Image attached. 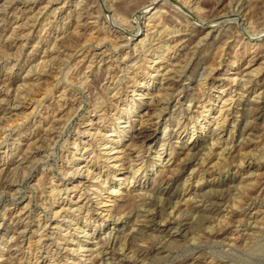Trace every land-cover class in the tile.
<instances>
[{"label":"rangeland","instance_id":"374dc122","mask_svg":"<svg viewBox=\"0 0 264 264\" xmlns=\"http://www.w3.org/2000/svg\"><path fill=\"white\" fill-rule=\"evenodd\" d=\"M152 1L0 0V264H264V0Z\"/></svg>","mask_w":264,"mask_h":264},{"label":"bare ground","instance_id":"6f19581e","mask_svg":"<svg viewBox=\"0 0 264 264\" xmlns=\"http://www.w3.org/2000/svg\"><path fill=\"white\" fill-rule=\"evenodd\" d=\"M178 1H179V0H178ZM178 1L174 0V3H175V4H176V3H179ZM156 2H157L156 0H153V1L150 2L148 5L144 6L142 9L139 7L140 10H141L140 13H142V11L144 12L145 9H148V8L150 9L154 4H156ZM81 3H82V2H81ZM179 4H180V3H179ZM181 5H182V4H181ZM158 8H159V7H158ZM171 8H172V7H171ZM185 8H186V7H185ZM175 9H176V8H175ZM179 9H180V8H179ZM187 9H188V8H187ZM161 10H162V9H161ZM170 10H171V9H170ZM182 10H183V8H182ZM179 11H180V10H179ZM156 12H157V11H156ZM156 12L153 13V14H154L153 16H155ZM172 14H173V13H172ZM181 14H182V13H181ZM192 15H193V14H192ZM192 15H191V16H192ZM156 17H157V16H156ZM192 17H193V16H192ZM203 17H204V16H203ZM216 17H217V16H216ZM109 18H110V17H109ZM97 19H98V18H97ZM232 19L235 20V22H236L238 25L240 24V19H239V17H233ZM137 20H138V22H140V25L143 23V22H141L142 19H141L140 16L137 17ZM110 22H111V21H110ZM42 23H43V22H42ZM110 24H111V23H110ZM158 24H159V23H158ZM237 24H236V25H237ZM113 25H115V23H114ZM116 27H117V26H116ZM155 27H156V26H155ZM117 28H118V27H117ZM120 28H121V27H120ZM138 28H139V27H138ZM141 28H142V25H141V27H140L139 29H141ZM202 29H203V28H202ZM116 30H117V29H116ZM206 32L209 33V31H206ZM141 33H142V32H141ZM183 33H184V32H183ZM262 33H264V32H262ZM238 34H239V33H238ZM122 35H123V34H122ZM140 35H141V34H137V36H133V35L130 36V35L128 34V36L124 39V40H125V43H126V44H131V43H132L135 39H137ZM123 36H124V35H123ZM256 36H257V35H256ZM207 37H208V36H207ZM257 37H258V36H257ZM58 38H59V37H58ZM204 38H205V37H204ZM198 39H199V38H198ZM200 39H201V38H200ZM200 39H199V40H200ZM205 39H206V38H205ZM254 39H255V38H254ZM6 40H7V39H6ZM174 40H175V39H174ZM202 40H203V37H202ZM202 40H201L200 42H202ZM251 40H252V39H251ZM144 41H145V40H144ZM196 41H197V40H196ZM204 41H205V40H204ZM142 42H143V41H142ZM168 44H169V43H168ZM198 44H199V43H198ZM174 45H175V44H174ZM199 45H200V44H199ZM169 46H171V44H170ZM171 47H172V46H171ZM171 47H168V48H170V50H171ZM168 48H167V49H168ZM134 53H135V52H134ZM103 54H104V53H103ZM100 56H101V55H100ZM162 57H163V56H162ZM115 59H116V58H115ZM185 63H186V62H185ZM188 63H189V62H188ZM91 65H92V64H91ZM203 65H204V64H203ZM183 67H184V66H183ZM185 67H187V65H185ZM211 70H212V69H211ZM183 71H185V70H183ZM208 71H209V70H208ZM157 72H158V71H157ZM206 72H207V71H206ZM206 72H205V73H206ZM209 72H210V71H209ZM209 72H208V73H209ZM177 73H178V71H177ZM156 74H157V73H156ZM184 74H185V73H184ZM205 75H207V74H205ZM205 75L203 76V78H204V77H205V78L207 77V76H205ZM208 75H210V74H208ZM190 76H191V75H190ZM176 77H177V76H176ZM211 77H212V76H211ZM199 78H200V77H199ZM172 80H173V79H172ZM182 80H183V79H182ZM234 80H235V78H234ZM203 81H204V80H203ZM208 81H209V80H208ZM213 82H214V81H213ZM83 83H84V82H83ZM180 83H182V82H180ZM201 83H202V82H201ZM26 85H27V84H26ZM176 85H177V84H176ZM181 85H182V84H181ZM202 85H203V84H202ZM177 90H178V89H177ZM47 92H48V91H47ZM143 93H144V92H143ZM168 93H169V92H168ZM146 94H147V93H146ZM162 95H163V93H162ZM167 95H168V94H167ZM111 96H112V95H111ZM24 97H25V96H24ZM164 98H165V97H164ZM164 98H163V99H164ZM230 98H231V97H230ZM159 99H160V98H159ZM163 99H162V100H163ZM231 99H232V98H231ZM238 99H239V98H238ZM238 99H237V100H238ZM166 100H168V99H166ZM227 100H228V99H227ZM25 101H26V100H25ZM168 101H169V100H168ZM190 101H191V100H190ZM165 102H167V101H165ZM177 102H178V101H177ZM226 102H227V101H226ZM235 102H236V101H235ZM167 103H168V102H167ZM157 104H158V103H157ZM261 104H263V103H261ZM261 104H260V105H261ZM17 105H18V103H17ZM64 105H65V104H64ZM188 105H189V104H188ZM157 107H158V106H157ZM203 108H204V106H203ZM162 109H163V108H162ZM162 109H161V110H162ZM165 109H166V108H165ZM187 109H188V108H187ZM159 110H160V109H159ZM179 110H180V109H179ZM203 110H204V109H203ZM206 110H207V109H206ZM207 111H208V110H207ZM180 112H181V111H180ZM184 112H185V111H184ZM181 113H182V112H181ZM181 113H180V114H181ZM244 113H245V112H244ZM244 113H243V114H244ZM142 114H143V115H142ZM142 114H141V116H142L141 121L144 123V122H146V119H147V118H145V115H146V114H144V113H142ZM148 114H149V113H148ZM159 114H160V113H159ZM183 114H184V113H183ZM185 114H186V113H185ZM188 114H189V113H188ZM203 115H204V114H203ZM143 117H144L145 119H144ZM147 117H148V115H147ZM179 117H180V116H179ZM179 117H177V119H178ZM227 117H228V116H227ZM70 118H71V117H70ZM120 118H122V117H120ZM223 118H224V117H223ZM213 120H214V119H213ZM174 121H175V120H174ZM179 121H180V120H179ZM181 121H182V120H181ZM209 121H210V120H209ZM211 121H212V120H211ZM211 121H210V122H211ZM121 122H130V121H121ZM185 122H186V121H185ZM146 123H147V122H146ZM175 123H176V122H175ZM201 123H202V122H201ZM208 123H209V122H208ZM221 123H222V122H221ZM221 123H220V124H221ZM144 124H145V123H144ZM173 124H174V123H173ZM218 124H219V123H218ZM51 125H52V124H51ZM170 125H171V124H170ZM170 125H169V126H170ZM200 125H201V124H200ZM129 126H130V125H129ZM181 126H182V125H181ZM222 126H223V125H222ZM182 127H183V126H182ZM201 127H202L203 129H206L207 124L205 125L204 123H202ZM3 128H4V127H3ZM116 128H117V127H116ZM167 128H168V126H167L165 129L167 130ZM220 128H221V127L218 125V129H220ZM218 129H217V130H212V134H216V133H218V132H219ZM112 131H113V132H112L111 134L107 135V136H116V135H117L118 130L116 131V129H114V130H112ZM221 132H222V131H221ZM183 133H184V132H183ZM183 133H182V132H179V133H178V138H179V136L181 137V135H182ZM174 134H175V133H174ZM169 137H170V136H169ZM218 138H219V137H218ZM112 140H113V139H112ZM214 140H215V139H214ZM55 141H56V140H55ZM109 141H110V140H109ZM145 141L150 145L149 148H151V147H153L154 145H156V139H155L154 137H152V136H148V138H146ZM162 141H163V144H162V145L164 146V145H166V144L169 142V139L166 138V140L163 139ZM170 141H171V140H170ZM216 141L218 142V140H216ZM146 142H145V143H146ZM212 143H213V142H212ZM215 143H216V142H215ZM238 143H239V142H238ZM172 144H173V143H172ZM213 144H214V143H213ZM217 144H218V143H217ZM217 144H216V145H217ZM105 145H106V143H105ZM216 145H215V146H216ZM193 146H195V145H191V146H189V149H188V150L191 151L192 148H193ZM118 147H119V143L117 144V146H116L115 148H118ZM172 147H173V146H172ZM213 147H214V146H213ZM229 147H230V146H229ZM161 148H162V147H161ZM122 150H123L122 148H121V149H118L117 152H119V151L122 152ZM188 150H187V151H188ZM93 151H94V150H93ZM124 151H125V150H124ZM162 151H164V150H163V149H162V150L160 149V151H157V152H156V155L158 156V160H161V159H162V153H164V152H162ZM193 151H194V150H193ZM147 152H148V151H147ZM165 152H166V151H165ZM223 152H224V151H223ZM86 153H87V152H86ZM126 153H127V152H126ZM170 153H171V152H170ZM188 153H189V152H188ZM100 154H101V153H100ZM244 154H245V153H244ZM96 155H97V154H96ZM106 155H107V154H106ZM171 155H172V154H171ZM190 155H191V154H190ZM97 156H98V155H97ZM97 156H96V157H97ZM113 157H115V158H120V155H115V156H113ZM186 157H187V156H186ZM100 158H101V157H100ZM110 158H111V157H108L107 159L109 160ZM121 158H122V157H121ZM169 158H170V157H169ZM98 159H99V157H98ZM189 159H190V158H189ZM127 160H128V159H127ZM131 161H132V159H130V162H131ZM88 162H89V161H88ZM94 162H95V161H94ZM120 162H121V161H120ZM130 162H129V163H130ZM134 162H135V161H134ZM153 162H154V161H153ZM158 162H159V161H158ZM158 162H157V163H153V167H155L156 165H158V164H159ZM95 163H96V162H95ZM129 163H128V164H129ZM131 163H132V162H131ZM194 163H195V162H194ZM201 163H202V162H201ZM134 164H135V163H134ZM134 164H133V165H134ZM92 165H93V166H90L89 164H87V165H86L87 167L85 166V167L87 168L86 171H88V173L85 175V177H84V174H85L84 171L82 172V171L79 170V169L77 170V174L80 175V177H82V178H83V177L86 178L85 181H83V180H80V181H79L82 185H84L85 182H89V181H90V178H91V179H92V178H94V179H97V178L100 179V177L102 176V175H101V174H102L101 171L95 173V170H96L97 167L94 168V164H92ZM184 165H185V164H184ZM193 165H194V164H193ZM136 166H137V165H136ZM136 166H135V168H137V167L141 168L140 166H137V167H136ZM188 166H189V165H188ZM191 166H192V165H191ZM165 167H166V166H165ZM143 168H144V167H143ZM166 168H167V167H166ZM187 168H188V167H187ZM194 168H195V166H194ZM26 169H27V168H26ZM161 169H162V168H161ZM185 169H186V168H185ZM188 169H189V168H188ZM126 170H127V173H128V172H129V173L133 172L134 169H133L132 164H131L130 167H129L128 169H126ZM137 170H138V168H137ZM162 170L164 171V168H163ZM190 170H191V169H190ZM193 170H194V169H193ZM202 170H203V169H202ZM65 171H66V170H65ZM185 171H186V170H185ZM137 172H138V171H137ZM157 172H158V171H157ZM192 172H193V171H192ZM192 172H191V173H192ZM163 173H164V172H163ZM135 174H136V173H135ZM135 174H133V175H135ZM161 174H162V172H161ZM125 175H126V174H125ZM157 175H160V173H158ZM165 175H166V174H165ZM153 176H154V175H153ZM160 176H162V175H160ZM166 176H167V175H166ZM157 177H158V176H157ZM120 179L125 180L126 177H122V176H121ZM166 179H168V178H166ZM155 180H156V179H155ZM160 181H162V180H160ZM100 182H101V181H100ZM105 182H106V181H105ZM162 183H163V181H162ZM162 183H161V184H162ZM165 183H166V182H165ZM91 184H92V183H91ZM161 184H160V185H161ZM167 184H168V183H167ZM93 185L96 186V184H94V183H93ZM183 186H184V185H183ZM89 187H90V186H89ZM98 187H99V186H98ZM165 187H166V186H165ZM146 188H147V187H146ZM160 188H161V187H160ZM94 189H95V187H94ZM96 189H97V188H96ZM113 189H114V188H113ZM161 189H162V188H161ZM149 190H150V189H149ZM165 190H166V189H165ZM97 191H99V190L97 189ZM115 191H116V190H115ZM118 191H119V190H118ZM148 192H149V191H148ZM158 192H159V190H158ZM173 192H174V191H173ZM118 193H119V192H118ZM171 193H172V192H171ZM175 193H176V192H175ZM159 195H161V194H159ZM163 195H165V194H163ZM172 195H173V193H172ZM172 195H171V196H172ZM174 195H175V194H174ZM178 195H179V194H178ZM171 196H169L170 199L172 198ZM176 196H177V195H176ZM181 196H182V195H181ZM54 197H55V196H54ZM159 197H160V196H159ZM165 197L167 198L168 196H165ZM178 197H179V196H178ZM162 198H163V197H162ZM175 198H176V197H175ZM89 199H90V198H89ZM161 200H162V199H161ZM90 201H91V200H90ZM163 201H164V200H163ZM167 201H168V200H167ZM171 201H173V200H171ZM88 203H89V202H88ZM95 203H96V202H95ZM106 203H107V202H106ZM150 203H151V202H150ZM170 203H171V202H170ZM104 204H105V203H104ZM110 204H111V203H110ZM162 204H163V203H162ZM162 204H161V205H162ZM165 204H166V201H165ZM98 205H99V204H98ZM107 205H108V204H107ZM162 206H163V205H162ZM90 207H91V206H89V204H88V205L83 204L81 207L79 206V211H81V209H83V208H86V209H87L86 211H90ZM94 207H95V206H94ZM94 207H93V208H94ZM163 207H164V206H163ZM163 207H162V208H163ZM239 207H240V206H239ZM243 207H244V206H243ZM163 209L165 210V208H163ZM163 209H162V210H163ZM174 209H175V208H174ZM19 211H20V210H19ZM152 211H153V210H152ZM172 211H173V210H172ZM237 211H238V210H237ZM252 211H253V210H252ZM109 212H110V211H109ZM204 212H205V211H204ZM238 212H239V211H238ZM256 212H257V211H256ZM258 212H259V211H258ZM90 213H91V212H90ZM162 213H163V211H162ZM183 213H184V212H183ZM230 213H231V212H230ZM241 213H242V211H241ZM252 213H253V212H252ZM153 214H154V213H153ZM195 214H196V213H195ZM197 214H198V213H197ZM227 214H228V213H227ZM236 214H238V213H236ZM253 214H255V212H254ZM229 215H230V214H229ZM250 215H251V214H250ZM256 215H257V214H256ZM156 216H157V215H156ZM170 216H171V215H170ZM231 217H233V216H231ZM151 218H152V217H151ZM165 218H166V217H165ZM233 218H234V217H233ZM238 218H239V217H238ZM255 218H256V217H255ZM194 219H195V218H194ZM229 219H230V218H229ZM246 219H247V218H246ZM263 219H264V218H263ZM263 219H262V220H263ZM72 220H73V219H72ZM163 220H164V218H163ZM239 222H240V221H239ZM160 223H161V222H160ZM164 223H165V222H164ZM165 224H166V223H165ZM236 224H237V222H236ZM212 226H213V224H212ZM173 229H174V228H173ZM206 229H207V228H206ZM22 230H23V229H22ZM143 231H145V230H143ZM143 231H142V233H143ZM209 232H211V231H209ZM109 234H110V233H109ZM109 234H108V236H109ZM116 234H117V233H116ZM210 234H211V233H210ZM110 237H111V236H110ZM113 237H114V236H113ZM212 237L214 238V236H212ZM114 238H115V237H114ZM108 239H109V238H108ZM107 241H109V240H107ZM38 242H39V241H38ZM110 242H111V241H110ZM116 242H117V241H116ZM113 247H114V246H113ZM37 248H38V247H37ZM98 255H99V254H98ZM135 258H136V257H135ZM39 260H40V259H39Z\"/></svg>","mask_w":264,"mask_h":264}]
</instances>
